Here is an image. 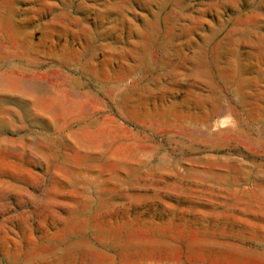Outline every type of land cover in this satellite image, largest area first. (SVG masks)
I'll use <instances>...</instances> for the list:
<instances>
[{
	"label": "rangeland",
	"instance_id": "1",
	"mask_svg": "<svg viewBox=\"0 0 264 264\" xmlns=\"http://www.w3.org/2000/svg\"><path fill=\"white\" fill-rule=\"evenodd\" d=\"M0 264H264V0H0Z\"/></svg>",
	"mask_w": 264,
	"mask_h": 264
},
{
	"label": "bare ground",
	"instance_id": "2",
	"mask_svg": "<svg viewBox=\"0 0 264 264\" xmlns=\"http://www.w3.org/2000/svg\"><path fill=\"white\" fill-rule=\"evenodd\" d=\"M89 96V95H88ZM210 122V121H209Z\"/></svg>",
	"mask_w": 264,
	"mask_h": 264
}]
</instances>
